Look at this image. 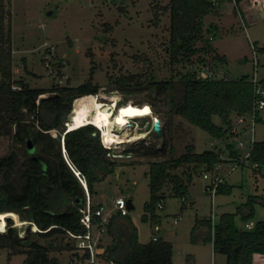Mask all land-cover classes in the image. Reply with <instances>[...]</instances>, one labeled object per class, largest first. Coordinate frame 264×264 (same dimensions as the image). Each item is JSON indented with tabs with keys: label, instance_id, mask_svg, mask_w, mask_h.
<instances>
[{
	"label": "trees",
	"instance_id": "obj_1",
	"mask_svg": "<svg viewBox=\"0 0 264 264\" xmlns=\"http://www.w3.org/2000/svg\"><path fill=\"white\" fill-rule=\"evenodd\" d=\"M220 1L223 0H216V5ZM239 2L235 0V12ZM216 5L211 0H168L164 5H152L153 26L159 23L162 15L169 16L165 50L170 65L211 67V63H225L224 56L217 54L210 39L203 35L202 19L213 13ZM9 8L10 0H0V138L11 137L21 144L25 158L18 162L13 150L0 156V216L15 213L20 220L28 221V225L24 236H18L12 217L3 218L6 225L1 222L2 228L6 226V230L0 231V249L8 250V259L12 255H24L21 264H60L56 256H49V252L61 247L72 251L69 243H43L34 236L46 239L57 234L64 237L66 231L84 233L79 221V209L85 202L84 189L73 171L78 172L85 182L90 198L95 193V184L111 174L118 163L106 156L111 148L100 143L99 131L93 125L68 130L64 134L62 129L59 130L71 107V114H75L85 109L86 102L93 103L94 94L100 87L91 82L93 67L88 80L77 86H70L67 81L66 86L52 83L44 90L31 88L22 78H13ZM211 28L214 30L215 26ZM262 49L257 48L258 51ZM138 78V75H107V83L115 90L144 83L153 107L159 108L161 101L169 116H180L218 139L228 137L230 115H241L250 110L252 84L248 75L198 79L195 71L189 69L160 80L152 73L143 80ZM46 93L48 95L44 96ZM213 115H218L224 126L214 124ZM28 142L33 147L32 152L27 149ZM144 148L154 155L159 152V149ZM226 148L230 157H236L230 144ZM218 155V149L197 153L192 144H187L184 152L176 158L150 161L149 196L143 204L140 219L157 220L155 207L162 200L164 189L170 187L173 195L183 197L194 172L210 168L218 161ZM247 160L250 166L257 165L251 166L254 172L263 168L261 174L264 177V141H254ZM179 169L181 172L178 173ZM230 191L231 186L225 181L219 185L217 194ZM255 205L264 207V196L248 195L234 213H221L213 225L210 218L196 219L190 240L195 242L194 230L204 226L207 231L202 241L210 242L214 253L224 255L225 264H252L254 254H264V219L247 229L238 228L234 216L238 215L242 221L250 220ZM32 225L37 231L30 230ZM105 233L110 238V243L104 245L102 257L105 260L114 264H172L171 243L154 234L155 240L152 235L149 241L139 242L136 228L127 215H111L105 223Z\"/></svg>",
	"mask_w": 264,
	"mask_h": 264
},
{
	"label": "rangeland",
	"instance_id": "obj_2",
	"mask_svg": "<svg viewBox=\"0 0 264 264\" xmlns=\"http://www.w3.org/2000/svg\"><path fill=\"white\" fill-rule=\"evenodd\" d=\"M168 0H10L11 19V56L13 78H22L31 88L47 90L52 85L41 62L42 44L48 42L57 48V54L67 62V74L70 86L83 84L91 75V82L99 87L97 97L91 106H104L111 103L116 107L120 103L132 102L141 107L150 106L149 116L138 117L130 121L128 131L131 138L139 139L126 142L115 147L110 146L106 156L118 163L114 171L95 184V193L90 197L92 205H102L104 213L114 212V200L118 197L131 200L132 208L127 216L137 231V239L144 243L154 234L172 245V264H225V256L213 254L210 242H203L202 237L207 229L198 226L190 240V231L196 219H209L211 215L210 198L204 192L205 182L200 173L194 172L192 182L188 185L185 195H173L170 187L163 191V208L155 207L157 220L142 221L143 204L148 200V163L178 157L184 152L187 144L194 146L195 152L215 149L228 156L227 144L232 143L229 137L215 138L204 130L190 124L180 116H169L165 112V104L160 101L159 108L150 104L147 88L144 83L130 84L124 90H115L107 83V75H138L145 79L149 73L156 79H165L176 72L189 70L188 64L170 65L166 46L168 41L169 16L164 14L159 23H151L152 5H164ZM233 4L226 1L219 18L221 27L212 29L216 16H204L203 35L210 39V44L217 54L224 56V64L211 63V68L230 78L242 75L252 76L253 54L251 43L263 47L256 51L258 66L257 79L264 78V19L250 26H241L240 20L231 13ZM214 25V24H213ZM194 65V64H193ZM213 66V67H212ZM148 73V74H146ZM48 93L44 94L47 96ZM113 100V101H112ZM80 101V100H77ZM74 102V100H73ZM137 103V104H136ZM90 102H86L85 108ZM73 105V103H72ZM73 109V107H72ZM70 112L63 117L68 121ZM72 121H74V114ZM142 116V115H141ZM154 119L162 128V136L157 139L151 132ZM212 122L224 126L218 115L212 116ZM234 119V115H230ZM115 127L116 123L111 122ZM115 125V126H114ZM117 126H121L117 123ZM63 124L59 130L63 129ZM114 131L116 128H112ZM146 134V135H145ZM50 136V132L48 133ZM100 137V134H99ZM254 141H264V123L254 126ZM144 147L159 149L154 155ZM246 148V146H245ZM13 150L17 153L18 162L25 155L21 152V144L11 137L0 138V156ZM242 154L246 149L240 151ZM250 164L245 163L226 176V184L231 186L227 194H217L213 201L212 225L221 213H234L236 207L244 202L248 195L264 192L263 168L254 172ZM182 169V168H181ZM179 169L177 172H181ZM199 172V171H198ZM85 202L86 193L84 190ZM182 197V198H181ZM84 202V204H85ZM5 215V216H4ZM0 216V227L6 225L3 218L11 216L12 225L16 227L18 236H24L28 221L20 220L15 213ZM178 218L177 224L172 219ZM264 219V207L255 205L254 215L248 221L234 216L238 228L244 224ZM2 222V223H1ZM251 226V227H252ZM6 226L3 228L4 232ZM30 230L37 231L30 226ZM43 243L55 241L63 245L69 243L73 250L77 241L65 239L60 234L41 239ZM100 244L108 245L109 236L104 232L100 235ZM70 250L61 247L52 249L49 256H56L60 264H67ZM8 250L0 249V264H21L24 255H12L8 259Z\"/></svg>",
	"mask_w": 264,
	"mask_h": 264
},
{
	"label": "built area",
	"instance_id": "obj_3",
	"mask_svg": "<svg viewBox=\"0 0 264 264\" xmlns=\"http://www.w3.org/2000/svg\"><path fill=\"white\" fill-rule=\"evenodd\" d=\"M233 5L235 0H229ZM213 5H216V0H211ZM251 49L253 54V73L249 77V81L252 84V100L250 105V110L241 115H234V119H230V125L227 131L228 137L231 139L230 143L232 149L236 152V157L228 156L224 157L222 152L219 151L218 161L214 163L210 168L202 169L200 171V176L205 182L204 192L210 198L211 215L210 220H212L213 211V201L217 193L219 185L223 184L226 180V176L239 166H243L248 162V156L250 150L254 143V126L256 123H264V78L257 79L256 77V67L258 66L255 52L257 47L255 44L251 43ZM42 56L41 62L43 68L45 69L48 77L52 79V82L56 86H66L69 77L67 74V62L58 56L56 46L44 42L42 44ZM190 70L195 71L196 78L198 79H227L226 75L220 74L209 65H191ZM17 89L16 86L12 87ZM96 95V94H94ZM43 96V95H42ZM73 103V102H72ZM73 109L71 107L70 114L68 116V121H63L65 125L72 121ZM70 130L69 127L66 131ZM99 131V130H98ZM50 132V131H49ZM152 132V129H151ZM153 133V132H152ZM100 143L104 147H109L102 141L101 133ZM246 146V148H245ZM246 149V152L242 154L240 151ZM252 167H257L256 164H252ZM75 176L78 178L83 189L86 193V202L82 208L79 209L81 214L80 223L84 227L85 232L82 234H76L66 231L65 239L72 241H77L74 250L72 249L70 256L68 257L67 264H114L111 260H105L102 256L104 254V246L100 244V235L105 231V223L113 214H118L120 216L127 215V200L125 198L118 197L114 200V212L104 213L102 205H92L88 196L87 188L85 182L79 177L78 172L73 171ZM156 207L163 208L162 200H159ZM178 218L172 219V224H177ZM212 224V222H211ZM251 222L245 223L244 227L251 228ZM37 230V229H36ZM152 239L155 240L156 237L153 235Z\"/></svg>",
	"mask_w": 264,
	"mask_h": 264
},
{
	"label": "bare ground",
	"instance_id": "obj_4",
	"mask_svg": "<svg viewBox=\"0 0 264 264\" xmlns=\"http://www.w3.org/2000/svg\"><path fill=\"white\" fill-rule=\"evenodd\" d=\"M93 98L97 99L96 96ZM110 104L111 103H106L104 106H91L92 103H90L89 107L85 108L80 113L74 114V121H71L67 125L62 123L64 126L62 134L66 132L67 127L71 130L84 124H91L99 129L102 141L106 145H110L112 147L126 143L128 140V142H130L139 139L140 136L131 138L133 134L128 131L129 126L127 125H130V121L134 118L149 116L151 112L150 106L143 104L141 107H137L133 105L132 102H126L118 107ZM111 122H115L116 126H111ZM117 123H120L121 125L119 128L117 127ZM153 124L155 127H159V122H157L156 119H154ZM116 127L117 130L114 131L112 128ZM9 217L11 216L9 215ZM0 231H3V228L0 227Z\"/></svg>",
	"mask_w": 264,
	"mask_h": 264
},
{
	"label": "crops",
	"instance_id": "obj_5",
	"mask_svg": "<svg viewBox=\"0 0 264 264\" xmlns=\"http://www.w3.org/2000/svg\"><path fill=\"white\" fill-rule=\"evenodd\" d=\"M225 2L226 0L220 1L216 5L215 11L213 13H210L216 16L215 22L212 23V25L214 24L216 30H218L219 27L222 28V26L219 25V23H221L219 21V18H221L222 16L221 13L223 10L221 9V7ZM231 13L235 17L238 16L241 26L244 25V27L250 26L257 22H261L264 19V0H240L236 12L234 11L233 5ZM254 44H256V42ZM117 127L119 128L120 126ZM257 195L264 196V192ZM213 254L216 255L217 253L213 252ZM252 264H264V254H254L252 257Z\"/></svg>",
	"mask_w": 264,
	"mask_h": 264
},
{
	"label": "water",
	"instance_id": "obj_6",
	"mask_svg": "<svg viewBox=\"0 0 264 264\" xmlns=\"http://www.w3.org/2000/svg\"><path fill=\"white\" fill-rule=\"evenodd\" d=\"M151 129H152V132L155 135V137L157 139H160L161 136H162V128L155 127V125L152 123ZM27 149H28L29 152H32L33 151V147H32V145H31L30 142L27 143ZM62 151H63V147H62ZM127 207H128V209L132 208V205H131V201L130 200H127ZM7 217H9V216H7ZM7 217H5V218H7Z\"/></svg>",
	"mask_w": 264,
	"mask_h": 264
},
{
	"label": "clouds",
	"instance_id": "obj_7",
	"mask_svg": "<svg viewBox=\"0 0 264 264\" xmlns=\"http://www.w3.org/2000/svg\"><path fill=\"white\" fill-rule=\"evenodd\" d=\"M99 130V129H98Z\"/></svg>",
	"mask_w": 264,
	"mask_h": 264
}]
</instances>
